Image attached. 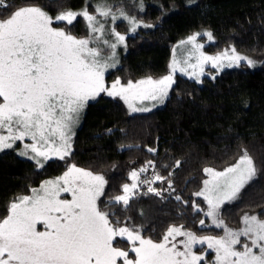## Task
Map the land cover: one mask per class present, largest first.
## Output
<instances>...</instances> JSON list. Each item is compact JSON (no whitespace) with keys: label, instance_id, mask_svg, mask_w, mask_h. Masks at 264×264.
Listing matches in <instances>:
<instances>
[{"label":"trees","instance_id":"trees-1","mask_svg":"<svg viewBox=\"0 0 264 264\" xmlns=\"http://www.w3.org/2000/svg\"><path fill=\"white\" fill-rule=\"evenodd\" d=\"M100 2L7 0L8 7H0V18L26 5H39L52 17L69 9L79 11L86 5L89 12H94ZM105 2L152 25L130 32L128 21L115 23L117 31L126 35L125 50L119 65L107 74V85L116 79L127 83L166 75L174 45L199 32L212 34L208 42L200 37L206 42V52L218 53L231 47L254 64H240L222 72L209 70L200 81L177 74L165 103L149 112L130 113L123 100L101 93L86 107L83 122L73 136L71 154L63 160H48L43 167L19 156L14 148L0 151V219L8 215L9 205L17 198L76 165L104 176L107 183L97 205L111 213L114 226L135 227L144 238L154 241H160L171 226L195 235H221L220 229L201 226L205 200L195 194L207 177L205 168L223 171L244 150L252 157L257 176L235 202L223 207L222 216L233 227L240 226L245 213L263 216L264 0ZM53 26L77 37L88 34L82 18L71 26L60 22ZM150 148L155 151H148ZM149 161L154 167L142 173L140 180H150L153 169L164 179L141 184L127 206L110 203L123 194L122 185L131 182V171ZM149 186L161 195L148 192ZM115 246L128 250L130 245L126 239L117 238Z\"/></svg>","mask_w":264,"mask_h":264},{"label":"snow or ice","instance_id":"snow-or-ice-1","mask_svg":"<svg viewBox=\"0 0 264 264\" xmlns=\"http://www.w3.org/2000/svg\"><path fill=\"white\" fill-rule=\"evenodd\" d=\"M0 7L7 8V0H0ZM98 17L104 18L103 22ZM78 18L84 20L89 33L84 38L53 27L56 22L71 26ZM109 18L112 24L121 18L128 21L130 32L140 26L152 27L122 9L114 12L104 0L91 13L86 5L79 11L69 9L52 17L39 7L21 6L0 18V151L28 138L31 143H23L19 155L34 160L38 167L44 166L41 160H63L71 154L72 126L88 102L101 93L123 100L132 113L149 112L151 108L144 103L152 102L151 107L162 104L177 71L199 80L205 64L231 68L246 59L235 49L205 55L203 45L196 43L197 33L181 42L192 45V50L184 61L172 60L169 74L126 84L117 79L109 86L104 81L105 71L116 66V49L126 39L114 27L106 29ZM206 35L212 40L211 33ZM104 48L110 50L107 57L103 56ZM192 56L196 57L195 64L189 63ZM247 63L254 64L251 60ZM176 163L179 166L180 162ZM151 167L154 165L149 161L131 171V184H123V194L110 203L127 206L141 184L163 180L160 175L140 180ZM203 171L208 178L195 195L204 198V214L223 229V236L198 237L171 226L159 242H154L135 227L114 226L111 213L97 205L107 183L104 176L71 165L62 176L45 181L40 189L32 190V195L19 197L9 205L8 215L0 219V264H201L208 250L215 253L213 264H264V219L246 213L243 226L232 230L217 215L222 204L236 199L256 178L252 157L244 150L223 171ZM147 191L161 195L151 186ZM62 193L71 198L61 199ZM196 210L201 211L199 206ZM38 225L43 230H38ZM117 238L126 239L128 250L115 246ZM196 245H206L204 253L196 254ZM130 252L134 258H130Z\"/></svg>","mask_w":264,"mask_h":264},{"label":"rangeland","instance_id":"rangeland-1","mask_svg":"<svg viewBox=\"0 0 264 264\" xmlns=\"http://www.w3.org/2000/svg\"><path fill=\"white\" fill-rule=\"evenodd\" d=\"M106 0H104V2H105ZM109 5V4H108ZM26 6H36V7H39V8H41L44 12H46L41 6H39V5H26ZM109 6H111L112 7V9H113V11L114 12H116V11H118V10H120V9H118V8H116V7H114V6H112V5H109ZM125 12V11H124ZM47 13V12H46ZM91 13V12H90ZM126 13V12H125ZM48 14V13H47ZM129 17H132L131 15H129V13H126ZM49 15V14H48ZM99 18V17H98ZM99 19H101L102 20V22H103V20H104V18H99ZM121 19H123V18H121ZM121 19H119V20H121ZM119 20H117L116 22H118ZM54 27V26H53ZM105 27H106V29H108V28H112V27H114L115 28V24H112V22H111V20H110V18L108 19V21H107V23L105 24ZM115 30L117 31V29L115 28ZM120 33V32H119ZM122 34V33H121ZM197 34V33H196ZM199 34L200 35H197V37H196V43L197 44H202L203 45V48L201 49V51H203L204 52V54L205 55H210V56H215V55H217V54H219V53H221V52H224V51H226V50H229V52H230V50L231 49H233V48H226V49H224V50H222V51H220V52H218V53H208V52H206L205 50H204V45L206 44V42H205V44H204V42H203V40L201 41V39H200V37L203 35V37L207 40V42L208 41H211V40H209L208 39V36L206 35L207 33L206 32H204V33H200L199 32ZM89 35V33L86 35V36H88ZM122 35H124V34H122ZM194 35V34H193ZM86 36H83V37H78V38H84V37H86ZM126 36V35H125ZM77 37V36H76ZM110 37H108V36H105V39H109ZM188 38V37H187ZM187 38H184V39H182L181 41H179L177 44H175L174 45V47H173V51H172V57H171V60H170V65H171V62H172V60L175 58L176 60H178V61H184L185 59H187L188 57H189V55H190V52H191V50H192V45H190V44H185V45H182L181 44V42L182 41H185ZM95 46H98V45H96V44H91L90 45V47H95ZM100 47H103L102 45H99ZM123 50H125V43L124 44H122V45H119L118 47H117V49H116V56H115V63H116V66L115 67H113V68H108L106 71H105V74H104V81H105V84L107 85V83H106V76H107V74L110 72V71H112L113 69H115L118 65H119V63H120V61H121V56H122V54H123ZM238 55H240V56H242V57H245L246 59L245 60H241L240 61V63H239V65L240 64H246L247 63V60H251L249 57H247L245 54H242V53H238L237 51H235ZM110 54V50L109 49H107V48H104V52H103V56L104 57H107L108 55ZM252 61V60H251ZM189 63H192V64H195L196 63V57L195 56H192L191 57V59L189 60ZM227 63V61H225V64ZM248 64V63H247ZM170 65H169V71H170ZM238 65V66H239ZM233 67H236V66H233ZM233 67H231V68H233ZM226 69H230L229 67H224V68H222V69H216V68H213L212 66H211V64H205L204 65V74L203 75H201L200 76V78H199V80H197V79H195L194 77H190V76H188V75H185V74H183V73H181V72H179V71H177L176 73H175V75H174V79H175V76L177 75V74H180V75H183V76H186V77H188V78H191V79H194V80H197V81H200L201 80V78L209 71V70H214V71H216V72H222V71H224V70H226ZM189 71H191V69H189ZM167 74H169V72L167 73ZM166 74V75H167ZM164 76V75H163ZM160 77H162V76H159V77H152V78H160ZM146 78V77H145ZM117 80V79H116ZM115 81V80H114ZM113 81V82H114ZM122 83V82H121ZM112 84V82L109 84V86ZM122 84H126V83H122ZM98 97V96H97ZM96 97V98H97ZM95 98V99H96ZM94 99V100H95ZM167 99V98H166ZM166 99L164 100V102L162 103V104H158L156 107H151V103L152 102H145L144 103V105L143 106H146V107H150L151 108V110L152 109H154V108H157V107H160V106H162L164 103H165V101H166ZM94 100H90L89 102H91V101H94ZM88 102V103H89ZM88 105V104H87ZM87 105H86V107H87ZM86 107L82 110V112L79 114V117H78V119L76 120V122L74 123V125L72 126V133H73V135H72V139H71V145H73L72 143H73V136H74V133H75V131H76V129L82 124V122H83V116H84V114H85V111H86ZM129 110V109H128ZM130 112V111H129ZM130 113H132V112H130ZM136 113H138V112H136ZM23 143H31V140L30 139H28V138H26L25 139V141H23V142H20V141H17L16 142V144L13 146V148L16 150V152L18 153V155H19V152L22 150V147H23ZM72 149V148H71ZM31 155V154H30ZM19 156H21V155H19ZM21 157H24V158H29V157H27V156H21ZM55 158H57V157H53V158H51V159H55ZM30 159V158H29ZM51 159H49V160H51ZM32 160V159H31ZM34 161V160H33ZM35 162V161H34ZM41 162L43 163V165L45 164V161H43V160H41ZM47 162V161H46ZM36 163V162H35ZM211 168V167H210ZM214 169V168H213ZM215 170V169H214ZM218 171V170H217ZM62 176V175H61ZM59 177V176H58ZM154 177V175L152 176V178ZM55 178H57V177H54V178H51V179H48V180H45V181H49V180H54ZM152 178H150V180L152 179ZM208 178V176L206 177V179ZM44 181V182H45ZM43 182V183H44ZM132 182V181H131ZM131 182H129L128 184H131ZM42 183V184H43ZM41 184V185H42ZM41 185L39 186V187H37V188H35V189H40V187H41ZM203 187H204V185L202 186V188H201V190L203 189ZM243 190V189H242ZM241 190V191H242ZM241 191H240V193H241ZM240 193L238 194V196H237V198L236 199H234L233 201H231V202H225L224 204H222L221 206H220V208L218 209V213H217V215H218V218L219 219H221V220H223L224 221V224L229 228V229H232V230H238V229H240L243 225H242V218H241V224H240V226H238V227H233V226H230V225H228V223L225 221V219L223 218V216H222V209H223V207L226 205V204H230V203H233V202H235L237 199H238V197H239V195H240ZM30 195H32V192L30 193V194H28V195H23V196H30ZM22 197V196H21ZM71 197H70V194H67V193H62L61 194V199H70ZM207 211V204H206V202H205V206H204V213ZM246 214V213H245ZM245 214H243V216L245 215ZM249 215H258V214H249ZM242 216V217H243ZM258 217L260 218V219H264V215L263 216H260V215H258ZM203 220H204V225H201L202 227H213V228H217L213 223H212V220H211V218L210 217H207V216H205V214H204V217H203ZM122 226H127V227H129V228H132L131 226H129V225H122ZM122 226H120V227H122ZM177 227H179V226H177ZM183 228V227H182ZM217 229H220V230H222V234L221 235H212V234H206V235H196V236H198V237H203V236H214V237H220V236H223L224 235V231H223V229L222 228H217ZM38 230H43L42 229V227L40 226V225H38ZM183 230H185V231H188V230H186V229H184L183 228ZM146 239H148V238H146ZM180 239H182V237H177V240H180ZM241 240L243 241L244 240V238L242 237L241 238ZM154 241V240H153ZM154 242H159V241H154ZM238 248H239V246H237ZM205 248H206V245H204V246H202V245H196L195 247H194V249H193V251L196 253V254H201V253H204V250H205ZM214 256H215V253H214V251H212V250H208L207 251V253H206V257H205V261H203V262H201V264H213V261H214ZM130 258H134V254H133V256H131Z\"/></svg>","mask_w":264,"mask_h":264},{"label":"built area","instance_id":"built-area-1","mask_svg":"<svg viewBox=\"0 0 264 264\" xmlns=\"http://www.w3.org/2000/svg\"><path fill=\"white\" fill-rule=\"evenodd\" d=\"M151 172H152V175L156 174V171L154 169Z\"/></svg>","mask_w":264,"mask_h":264}]
</instances>
